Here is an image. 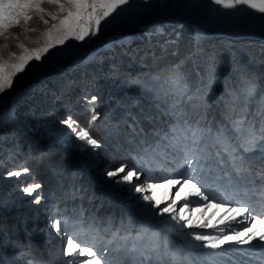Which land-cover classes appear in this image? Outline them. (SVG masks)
I'll return each mask as SVG.
<instances>
[{"label": "rangeland", "instance_id": "rangeland-1", "mask_svg": "<svg viewBox=\"0 0 264 264\" xmlns=\"http://www.w3.org/2000/svg\"><path fill=\"white\" fill-rule=\"evenodd\" d=\"M44 7L46 11H56L50 5L45 4ZM28 27L36 28L37 31L25 32L24 26L21 25L10 29L7 40L0 37V55L7 59L9 53L19 54L21 50L17 45L20 43L28 48L38 47L39 44H42L43 39L40 33L46 30L47 26L34 16ZM212 32L215 35H212ZM198 35L203 39L201 43L206 45L202 53L209 51L217 44H223L229 51L239 53L237 58L247 60L249 57L245 56L244 50H239L242 46L256 43L262 44L260 49H264V14L246 5L226 9L212 3V0H147V2L135 0L131 9L125 12L124 16L116 23L102 28V31L94 37H86L83 42L70 39L64 45H58L51 49L42 61L31 62L29 67L36 65L33 71L26 69L24 73L18 74L14 78L13 87L0 93L1 108L10 95L16 94L26 87L23 93L0 115L2 117L8 113L12 114L9 122L0 127V236L3 249L9 253L8 257L11 260H8L9 264H63V261L70 259L63 255L66 237L58 235L52 227L54 219H63L64 217L82 220L83 224L77 225L78 231L81 227L84 229V231H80V236L90 242L98 241V251L107 249L105 259L110 264H120L127 252L124 247L125 243L130 239L137 241L146 236L149 226L141 221V228H136L133 225L131 229H128L122 224L118 228L111 226L107 228L113 216L111 202L140 215L149 222L182 230L175 222L161 223L167 218V214L164 217L157 215L159 209L151 208L140 199L141 194L134 191L133 185L115 183L114 180L117 178H108L106 171L114 170L121 165H125L126 170L137 169L140 180L134 178V184L160 182L182 172V167H185L182 149L173 148L172 142L164 138V133L169 128L156 135L151 133L159 113L167 114L168 112L163 107L158 93L153 89L152 81L146 80L145 70L148 67L143 65L142 59L143 56L151 53L152 46L156 48L157 44L154 39L160 37L177 39L182 36L187 39L193 37L194 40ZM215 36L221 37V39L217 40ZM5 44H7L6 48ZM133 49L135 53L132 54L131 60L136 62L131 64L126 61L125 54L133 52ZM183 51L193 54L196 47L183 48ZM230 54L227 57L232 55ZM235 56L232 55L230 59L224 61L226 76L232 58ZM156 60L158 59L156 58ZM105 61L110 64L102 67L101 65ZM139 74L140 81L133 82L132 79ZM214 82L212 86L215 84L220 86L223 79L222 77L217 78ZM80 87L82 90H78ZM70 91H75L77 94L72 97ZM92 96L97 97L95 104L88 102ZM33 97L35 98L32 100L33 102L41 100L37 107L39 116L32 119L31 122H21L14 114L15 106L17 103ZM215 99L214 96L213 100ZM102 103L107 104L114 113H124L122 118L127 124V143H132L136 148L130 155L123 157L119 151L120 147L124 146L123 135L115 139V142L118 140L119 143L113 146V149L107 140L99 141L100 132L97 130L96 133V128L83 124L84 114L93 113L94 108L101 107ZM212 103L210 105L211 118L207 119L211 126H213L212 115L215 113L212 110ZM80 107H83L84 111L78 115ZM216 112L221 120L227 123L220 109ZM152 113L158 114H155L151 120ZM137 115L139 118L136 117ZM69 116L81 127L88 129L102 147L94 150L79 141L75 134L61 123ZM9 126L11 127L8 128ZM14 126L20 127L26 133L28 139L25 142L26 145L31 141V143L38 144L40 148L28 145L22 153L17 152L24 143L21 140L16 144L13 140ZM219 127L220 123L217 124V128ZM112 129L114 128H108L107 133L113 134ZM217 151L218 146L209 145V142L205 145L204 155L208 161V167L192 173L194 178L204 179L207 172L214 171L219 167L215 162ZM25 157L32 164H25ZM14 160L19 163L16 168L13 166ZM66 161L78 170L79 175L77 178L70 177L73 180L69 179L72 199L57 208L62 197L59 195L63 194L62 191L55 194L58 173L62 169L57 165ZM24 167L29 169L27 174L20 177L8 176L9 172L22 170ZM226 168L231 172L229 166L226 165ZM259 172L258 165L253 167L254 178ZM72 175L75 176L76 173ZM86 178L90 184L98 185L100 193L90 197L91 193L89 192L92 188L89 183L84 186L85 190L82 186L74 184L81 181L85 185ZM35 183L41 185L38 190L41 193L39 204L33 201L35 193L29 196L23 192L24 187ZM178 188L179 186L173 188L167 194L168 199L161 204V208L175 198ZM164 195L165 190L159 189L157 196L163 198ZM183 203L184 201H179L177 209ZM97 204H99V208H97ZM98 214H107L110 218L104 223L100 217H96ZM3 218L17 223L21 229L26 225L33 228L32 231L36 230L25 248L15 240L12 241L13 235L7 238L8 235L2 234L4 231L7 233L2 224ZM91 224L94 225L91 226ZM136 224L138 225V223ZM61 229L63 230V225ZM183 237L192 240V238ZM119 241L121 243L118 244ZM150 251H153L152 246L147 254ZM164 251L167 254V249ZM160 259L152 260L150 258L147 263Z\"/></svg>", "mask_w": 264, "mask_h": 264}, {"label": "snow or ice", "instance_id": "snow-or-ice-1", "mask_svg": "<svg viewBox=\"0 0 264 264\" xmlns=\"http://www.w3.org/2000/svg\"><path fill=\"white\" fill-rule=\"evenodd\" d=\"M134 3L135 0L131 2L130 0H0V37L5 40L9 38L10 29L21 25L24 26L25 32H36V28L28 27L34 16L47 26L46 30L40 33L43 43L38 47L28 48L20 43L17 45L21 50L19 54L9 53L7 59L0 55V93L13 87L14 78L18 74L24 73L26 69L33 71L36 65L29 67L31 62L42 61L51 49L64 45L70 39L83 42L86 37L96 36L102 28H107L121 19ZM212 3L226 9L246 5L264 14V0H212ZM45 4L54 7L56 11H46ZM4 47L6 48L7 44ZM168 79L181 97L180 103H183V97L187 96L188 84L179 66L171 70ZM246 93L249 97L259 94L264 100V90L259 89L255 80L247 81ZM96 99L97 97L92 96L88 102L95 104ZM168 114L174 123L164 133V138L172 142L173 148L182 149L183 165L188 171H182L160 182L143 184L133 183L134 178L140 180L139 171L134 168L126 170L125 165L114 170H107L106 176L110 179L117 178L114 180L115 183L133 185L134 191L141 194L140 199L151 208L159 209L157 215L164 217L167 214V218L161 223L175 222L181 229L212 228L214 232L220 233L219 235L186 233L195 241L201 242L199 247L211 250L206 255L215 258L229 252H239L240 256L244 257L259 250L260 255L255 259L259 261V264H264V117L257 126L256 122L245 121L242 118L233 119L228 112H225L224 120L227 123L222 121L219 128L213 129L207 122V108L201 113L199 106L186 110L180 107V104H174L168 110ZM11 118V113L0 117V127L8 123ZM97 119L99 116L93 111L91 121L95 122ZM61 123L65 124L79 141L92 149L102 147L88 129L81 127L71 116L62 120ZM210 141L218 146V151L215 153V156L219 158L218 165L222 169L226 165L231 168V172H225L224 176L237 183L251 185L250 190L253 195L259 192L261 198L259 211L251 204L242 201L210 197L200 180L194 178L192 173L208 167L204 153L205 145ZM257 165L260 172L253 178L252 169ZM28 172L29 169L24 167L22 170L9 172L8 176L20 177ZM177 186L179 188L175 192V198L161 208V204L168 199L167 194ZM40 188L41 185L35 183L24 187L23 192L29 196L35 193L33 201L39 204L41 202V193L38 192ZM159 189L165 190L163 198L157 196ZM193 197L198 199H190ZM179 201L184 203L177 209ZM78 224L82 225L83 221L72 217L56 218L52 223L57 234L66 237L63 255L70 259L63 261V264H110L105 259L107 249L98 251V241L90 242L82 238L80 231L84 229L81 227L78 231ZM220 225L224 227L221 228ZM253 241L257 243L254 244ZM232 244L238 245L239 248H225L226 245ZM246 245L251 247L245 248ZM251 259L252 257L241 260L240 264H250Z\"/></svg>", "mask_w": 264, "mask_h": 264}, {"label": "trees", "instance_id": "trees-1", "mask_svg": "<svg viewBox=\"0 0 264 264\" xmlns=\"http://www.w3.org/2000/svg\"><path fill=\"white\" fill-rule=\"evenodd\" d=\"M199 36L200 35H198L194 40L193 37L191 39H187L182 36L177 39L170 37H160L158 39H154L157 44L156 48H153L154 46H152L150 50L151 53L147 56H143L142 63L145 67H148L147 70H145L147 75V78H145L147 81H152V84L154 85L153 89L158 93V97L161 100L163 107H165L168 112V110L174 104H180V107L186 110H191L193 106H199V111L201 113H203L205 108H207L208 119L211 117L212 113L210 109L211 103L219 101V109L222 116L224 115L223 112L225 111L237 119L242 118L245 121L256 122L258 126L259 121L262 119V117H264V100H262L261 95L259 94L249 97L246 93V87L248 80H255L259 89L264 90V49H260L262 48V44L251 43L253 45L246 44L245 47L242 46L239 50H244L246 53L245 56L249 57L246 60L245 58H237L239 53H233L229 51L224 47L223 44H217V46L210 48L209 51L202 53V50L206 47V45L205 43H201V40L203 39L199 38ZM190 46H195L196 51L193 54L184 53L183 48H189ZM230 52L232 55L236 56L232 58L230 69L228 70V75L226 76L227 71L224 69L223 64L225 60L231 58L232 55ZM133 53H135L134 49L133 52L125 54V58L127 57L126 61H129L131 64L136 62L131 60ZM228 54L231 56L227 57ZM156 58L158 60H156ZM107 64L109 65L110 63L105 61L101 66L103 67ZM177 66H179V70L184 74L188 84L187 96L183 97V103H180L181 97L176 93L175 86L172 85L168 79L171 70ZM139 76L140 74L136 75L132 81L139 82L141 78ZM221 77L223 82L220 83V86H217L216 84L215 86H212V83H215L214 81ZM78 90H82L81 87ZM70 92L72 97L77 94L75 91ZM214 96L216 97L215 100H213ZM67 98H69V96H67ZM33 99L35 98L33 97L16 104L14 114L21 122H31L32 119L38 118L39 110L37 107H39L38 103L41 100H38V102H33ZM79 110L80 112L78 115L83 113L84 108L80 107ZM94 112L99 116V119H97L95 122L91 121V116L93 113H85L84 119L81 121L83 124H86V126L92 125L91 127L96 128V133L97 130L100 132L98 135L100 142H105V140H107V142L113 147L119 143L118 140L115 142V139H118L121 135H123L124 146L120 147L119 149L120 153L123 154V157L125 155H130V153H133L136 150L134 147L135 145L132 143H127L126 140L127 124L124 123V118H122L124 113H114L112 110H110L109 106L104 103H102L101 107H95ZM155 114L158 113H152L150 115L151 120L155 117ZM136 117L139 118V115ZM234 117L232 118L235 119ZM156 119L157 122L151 130V133L153 134H156L157 132L159 134L163 130H167L169 126L174 123V120L168 113L166 114L160 112L159 117ZM30 124L32 126V123ZM10 127L11 126L8 128ZM111 127L114 128L112 129L113 134H108L107 129ZM91 132L93 133V131ZM94 135L96 137V134ZM12 137L16 144L17 142L23 140L24 144L17 152L22 153V151L27 148L28 145L39 147L38 144L31 143V141H29V144L26 145L25 142L28 140L27 135L23 130H21L20 127L14 126ZM30 162L31 161L27 157L24 158L25 164H32ZM13 166L16 168L19 166V163L14 160ZM57 166L62 167V169L59 170V177L55 187V194H58L60 191L63 193L59 195L60 197L62 196L61 201H59L61 203L57 207L59 208L69 199H72L69 181L73 179H70V177L77 178L79 173L78 170L75 167L70 166L67 161L65 163H60ZM74 173H76L75 176L72 175ZM85 181V185H83L81 181L79 183L75 182L74 184L82 186V188L85 190L84 186L89 183L87 178ZM89 185L92 188L91 192H89L91 193L90 197L100 193V189L97 186H93L90 183ZM111 204L114 212L121 211L120 208L113 205L112 202ZM97 205V208H99V204ZM2 224L4 225V229H6L7 232L5 233L4 231L2 234L8 235L7 238L13 235V237H11L12 241L15 240L24 248L27 246L28 240L32 239L31 237L36 233V230L32 231L33 228L26 225L23 229H21L17 223H13L10 219L2 220ZM0 247H4L2 246L1 236ZM3 253L5 257L11 261L8 257L9 253L6 249H3ZM0 264H5L1 254Z\"/></svg>", "mask_w": 264, "mask_h": 264}, {"label": "bare ground", "instance_id": "bare-ground-1", "mask_svg": "<svg viewBox=\"0 0 264 264\" xmlns=\"http://www.w3.org/2000/svg\"><path fill=\"white\" fill-rule=\"evenodd\" d=\"M173 24V23H172ZM203 29V28H202ZM209 29V28H208ZM213 31V30H212ZM228 40V39H227ZM231 41V40H230ZM26 89V87H24V89H21L20 91H18L16 94L14 93V94H12V95H10L7 99H6V101H5V103H4V105L0 108V115L2 114V113H4L5 112V110L6 109H8V107L13 103V101L21 94V93H23V91Z\"/></svg>", "mask_w": 264, "mask_h": 264}, {"label": "water", "instance_id": "water-1", "mask_svg": "<svg viewBox=\"0 0 264 264\" xmlns=\"http://www.w3.org/2000/svg\"><path fill=\"white\" fill-rule=\"evenodd\" d=\"M213 34H214V33L212 32V35H213ZM214 35H215V34H214ZM215 38H217V40H220V39H221V37H216V36H215Z\"/></svg>", "mask_w": 264, "mask_h": 264}]
</instances>
